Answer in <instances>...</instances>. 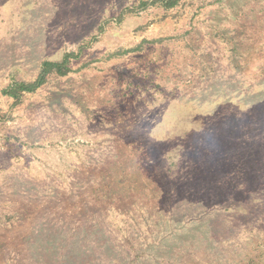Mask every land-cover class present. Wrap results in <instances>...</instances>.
I'll use <instances>...</instances> for the list:
<instances>
[{
	"label": "rangeland",
	"instance_id": "obj_1",
	"mask_svg": "<svg viewBox=\"0 0 264 264\" xmlns=\"http://www.w3.org/2000/svg\"><path fill=\"white\" fill-rule=\"evenodd\" d=\"M0 264H264V0H0Z\"/></svg>",
	"mask_w": 264,
	"mask_h": 264
},
{
	"label": "trees",
	"instance_id": "obj_2",
	"mask_svg": "<svg viewBox=\"0 0 264 264\" xmlns=\"http://www.w3.org/2000/svg\"><path fill=\"white\" fill-rule=\"evenodd\" d=\"M180 0H156L161 2L166 7H174ZM149 2L144 1L142 4L147 5ZM78 58V53L73 51L66 52L61 60H44L41 64L40 71L33 81H16L9 85L3 92L5 95L13 98L15 103L18 104L25 94L34 93L41 86H43L49 75L56 73L61 76L67 75L71 72V62L73 59Z\"/></svg>",
	"mask_w": 264,
	"mask_h": 264
}]
</instances>
